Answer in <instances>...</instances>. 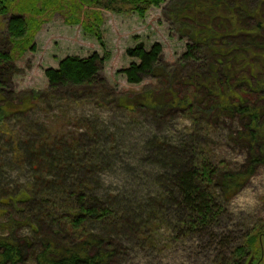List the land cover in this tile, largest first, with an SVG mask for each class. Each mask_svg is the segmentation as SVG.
Returning a JSON list of instances; mask_svg holds the SVG:
<instances>
[{"label": "trees", "instance_id": "1", "mask_svg": "<svg viewBox=\"0 0 264 264\" xmlns=\"http://www.w3.org/2000/svg\"><path fill=\"white\" fill-rule=\"evenodd\" d=\"M82 3L97 9L87 11L83 20L77 15L81 9L77 0H0V16L11 14L7 21L10 46L0 49V120L9 112L3 83L14 73L15 59L35 49L33 40L45 14L68 9L66 23H81L105 48L102 10L121 13L129 7L143 18L151 7L165 4L162 14L169 31L187 40L186 50L171 62L164 59L163 46L157 41L149 48L143 42L127 48V56L135 60L119 72L131 85L151 81L140 90L123 91L100 77L102 64L110 57L106 51L102 56L98 52L86 57L68 55L57 68L45 69L48 88L10 92V98L20 101L18 108L67 96L110 99L129 113H149L159 119L177 112L185 115L194 125L189 139L156 142L169 170L160 177L164 182L161 192L150 200L162 215L166 205L175 207L185 234L209 230L220 220L224 202L264 166V0ZM220 119L238 120L232 134L246 148L247 158L236 169L214 162L208 146L210 134H200ZM58 149L62 153L36 145L26 150L39 170L56 171L54 180H47L41 188L34 184L30 189H0V264H111L116 258L118 246L111 237L89 227L91 223L108 228L130 224L128 216H119L115 198L90 189L94 151L99 147L91 139L79 137L69 147ZM81 173L83 177L78 176ZM24 225L30 235H21ZM263 259L264 222H260L229 253L219 252L214 264H262Z\"/></svg>", "mask_w": 264, "mask_h": 264}, {"label": "rangeland", "instance_id": "2", "mask_svg": "<svg viewBox=\"0 0 264 264\" xmlns=\"http://www.w3.org/2000/svg\"><path fill=\"white\" fill-rule=\"evenodd\" d=\"M77 2L81 6L77 11L81 20L87 11L97 10L81 4V0ZM164 5L151 7L143 18L129 7L121 13L102 10L104 23L100 28L105 48L94 35L83 30L81 23H66L68 9L49 12L43 16V24L34 37L35 49H28L15 59L14 73L3 83L4 103L9 112L0 120V189H30L34 184L41 188L47 180H54L56 171L39 170L27 157L26 150L32 146L61 152L63 149L58 148L69 147L73 138L91 139L99 149L94 151L90 189L115 198L119 216H128L130 221L128 226L109 228L99 223L89 225L92 231L109 235L118 246L111 264H214L219 252L229 253L256 224L264 222V166L233 198L224 202L220 220L203 233L185 234L175 207L166 205L163 215L153 208L150 199L161 192L164 182L160 177L169 170L167 161L156 150V142L180 143L189 139L194 129L192 121L179 112L159 119L149 113H129L110 99L74 100L67 96L18 108L20 101L10 98V92L48 88L45 69L57 68L68 55L86 57L98 52L102 56L106 51L110 57L102 64L100 77L123 91L140 90L151 81L131 85L119 72L135 60L127 56V48L138 42L149 48L157 41L163 46L164 59L171 62L186 50L187 40L169 31V23L162 14ZM10 15L0 16V49L10 46ZM237 124V119L214 120L210 129L200 131L201 137L210 134L208 146L214 162L232 169L247 158L246 148L232 134ZM20 233L30 235L31 230L24 225Z\"/></svg>", "mask_w": 264, "mask_h": 264}]
</instances>
